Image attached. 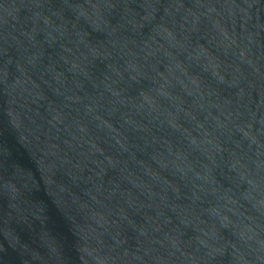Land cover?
<instances>
[{
    "label": "water",
    "instance_id": "95a60500",
    "mask_svg": "<svg viewBox=\"0 0 264 264\" xmlns=\"http://www.w3.org/2000/svg\"><path fill=\"white\" fill-rule=\"evenodd\" d=\"M0 264H264V0H0Z\"/></svg>",
    "mask_w": 264,
    "mask_h": 264
}]
</instances>
